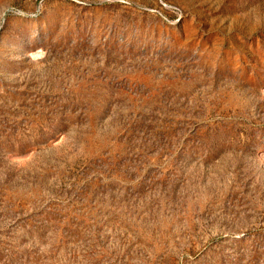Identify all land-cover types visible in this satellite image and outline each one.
Returning <instances> with one entry per match:
<instances>
[{
    "label": "rangeland",
    "instance_id": "1",
    "mask_svg": "<svg viewBox=\"0 0 264 264\" xmlns=\"http://www.w3.org/2000/svg\"><path fill=\"white\" fill-rule=\"evenodd\" d=\"M0 264H264V0H0Z\"/></svg>",
    "mask_w": 264,
    "mask_h": 264
}]
</instances>
